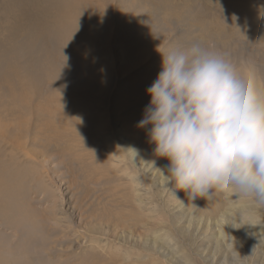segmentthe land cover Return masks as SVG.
I'll use <instances>...</instances> for the list:
<instances>
[{
    "label": "rangeland",
    "instance_id": "1",
    "mask_svg": "<svg viewBox=\"0 0 264 264\" xmlns=\"http://www.w3.org/2000/svg\"><path fill=\"white\" fill-rule=\"evenodd\" d=\"M12 1L0 0V264H264V204L235 188L189 200L137 127L172 50L199 45L264 90V0H38L78 12L47 42L12 35Z\"/></svg>",
    "mask_w": 264,
    "mask_h": 264
},
{
    "label": "clouds",
    "instance_id": "2",
    "mask_svg": "<svg viewBox=\"0 0 264 264\" xmlns=\"http://www.w3.org/2000/svg\"><path fill=\"white\" fill-rule=\"evenodd\" d=\"M161 69L137 127L169 162V184L191 201L235 188L264 204V90L255 78L199 45L162 54Z\"/></svg>",
    "mask_w": 264,
    "mask_h": 264
},
{
    "label": "bare ground",
    "instance_id": "3",
    "mask_svg": "<svg viewBox=\"0 0 264 264\" xmlns=\"http://www.w3.org/2000/svg\"><path fill=\"white\" fill-rule=\"evenodd\" d=\"M55 2V1H54ZM57 2V1H56ZM16 4V8L14 7V8H12V10L10 11V13L11 14H13L14 15V17H16V19H20L21 21H22V24L21 23H18V24H16L17 25V28L16 29H11V31H12V35H15V37H17V35H22V36H28L29 35V33L31 32V31H34V35H35V39H40V40H43V41H45V42H47L48 41V36H50L49 35V33H50V31L52 32V31H55V32H58L59 31V33H58V35H61V31H60V29L62 28V27H69V31H71V30H73V28H78V27H76V24L78 23V25H79V21H77V23H76V21H74V20H77V16H78V12L76 11V12H74V13H68V12H59V11H56V12H54V10H53V6L51 5V6H42L40 3H39V1L38 0H13L11 3H10V6L11 5H13V4ZM44 3V2H43ZM185 3V2H184ZM57 4V3H56ZM4 5V4H3ZM18 6L20 7V9H18ZM207 6V5H206ZM66 7V6H65ZM69 7V5L67 6V8ZM73 7V6H72ZM215 7V6H214ZM217 7V6H216ZM73 9V8H72ZM250 9V8H249ZM65 10V9H64ZM68 10V9H67ZM71 10V9H70ZM253 10V9H252ZM59 12V13H58ZM253 12V11H252ZM258 12V11H257ZM246 13V12H245ZM58 14H59V16H58ZM243 17V16H242ZM23 21H25L24 23H23ZM76 24H75V23ZM81 23V22H80ZM83 23V22H82ZM86 23V22H85ZM257 23V22H256ZM77 25V26H78ZM81 26V25H80ZM220 26V25H219ZM57 28V29H56ZM79 28H81L82 29V26L81 27H79ZM50 30V31H49ZM49 31V32H48ZM211 32V31H210ZM227 33L226 35H229L230 34V32L228 31V30H224L223 28L221 29V31H219L218 33ZM24 33V34H23ZM46 33V34H45ZM214 33V32H213ZM57 34V33H56ZM212 34V33H211ZM213 35V40L214 41H217L218 43H220V38H221V34H212ZM211 35V36H212ZM69 36V35H68ZM223 36H224V34H223ZM222 36V37H223ZM13 38H14V36H12ZM21 37V36H20ZM20 37H19V39H20ZM219 38V39H218ZM263 38V37H262ZM18 39V38H17ZM15 40V39H14ZM222 40V39H221ZM10 42V41H9ZM33 43V42H32ZM221 44H222V42H221ZM4 45V44H3ZM13 45H14V43H13ZM17 48L19 47L20 49L22 48V47H20L19 45L18 46H16ZM16 47H14V48H16ZM18 48V49H19ZM24 48H25V46H24ZM27 48V47H26ZM13 49V48H12ZM27 49H30V48H27ZM32 49H34V48H32ZM5 51V50H4ZM15 51H17V50H15ZM6 52V51H5ZM12 53V52H11ZM31 53H32V51H31ZM7 54V53H6ZM6 54H4V56L6 55ZM18 54H19V52H18ZM21 54V53H20ZM19 54V55H20ZM28 54V53H27ZM9 55V54H8ZM12 55V54H11ZM14 55V54H13ZM19 55H16V56H18V57H20ZM22 56V55H21ZM24 56V55H23ZM27 56H29V55H27ZM15 57V56H14ZM3 58V57H2ZM21 58V57H20ZM30 59V58H29ZM15 60H17V57H16V59ZM19 60V59H18ZM35 60V59H34ZM20 61V60H19ZM24 61V60H23ZM19 63H21V62H19ZM37 64V63H36ZM9 67H12V66H9ZM20 67V69H21V65L19 64V66H18V68ZM13 68V67H12ZM17 68V67H16ZM47 69H48V67H47ZM9 70V69H8ZM10 70H12V69H10ZM16 70V69H15ZM51 70V69H50ZM10 72V71H9ZM13 72H15V71H13ZM11 73H12V71H11ZM10 73V74H11ZM18 73V72H17ZM9 74V75H10ZM6 77H7V75H6ZM14 77V76H13ZM9 79H11V77H9ZM27 94H25V96H26ZM24 96V97H25ZM27 97V96H26ZM22 99V98H21ZM24 99V98H23ZM18 102V101H17ZM16 103V102H15ZM20 105V104H19ZM37 106V105H36ZM35 106V107H36ZM27 107V106H26ZM37 108H38V106H37ZM43 109V108H42ZM14 110V109H13ZM58 110V109H57ZM57 110H56V112H57ZM38 112H39V110H38ZM22 113V112H21ZM41 113V112H40ZM58 113V112H57ZM44 116V115H43ZM14 117H16V116H14ZM20 118V117H19ZM23 118H21V120H22ZM46 123V122H45ZM43 124V123H42ZM42 124H40V125H42ZM110 124H111V118H110V116H106V118L104 119V121L101 123V125H100V128H99V130L100 131H102V129H104V130H106L105 131V136H107V135H109V134H107V130L109 129V127H110ZM103 130V131H104ZM110 130V129H109ZM128 147L127 148H129V150H131V148H134L133 147V145H132V140L131 139H129L128 141ZM131 143V144H130ZM135 149V148H134ZM136 150V149H135ZM137 154V153H136ZM139 154H140V152H139ZM134 157H135V155H133ZM138 156V155H137ZM141 156V155H140ZM126 157V156H125ZM132 157V156H131ZM133 157V158H134ZM141 159V158H140ZM135 160V159H134ZM141 161V160H140ZM142 161H143V159H142ZM142 163V162H141ZM140 163V164H141ZM144 164V163H143ZM2 171V170H1ZM0 171V172H1ZM17 171V170H16ZM15 171V172H16ZM3 173V172H2ZM6 175V174H5ZM9 177V176H8ZM16 178V177H15ZM4 180V179H3ZM7 181V180H6ZM16 181V180H15ZM2 183H5V181L4 182H2ZM15 183V182H14ZM19 183V182H18ZM17 184V183H16ZM4 185H6V184H4ZM3 185V186H4ZM11 185H12V183H11ZM14 185V184H13ZM13 185H12V187H13ZM1 189V188H0ZM10 189V188H9ZM9 189H8V191H9ZM17 190V189H16ZM15 191V190H14ZM16 195V194H15ZM10 196V195H9ZM12 197V196H11ZM14 199V197L12 198V200ZM12 200H11V202H12ZM15 200V199H14ZM13 200V201H14ZM10 201V200H9ZM9 204L7 203L6 205H4L3 203L1 204V206H0V209L3 211V212H5V213H10L11 211H9L8 210V208H7V206H8ZM12 205V204H11ZM19 210H20V208H18ZM22 211V210H21ZM24 211V210H23ZM22 211V212H23ZM26 211V210H25ZM2 212V213H3ZM20 212V211H19ZM219 213V212H218ZM18 214V213H17ZM23 214V213H22ZM217 213H215L214 215H216ZM224 214V213H223ZM223 214H221L222 215V219H225V216L223 215ZM16 216H18V218L19 219H21L20 218V216H19V214L18 215H16ZM16 216H13V217H16ZM218 218H221V216L220 215H218L217 216ZM46 218V217H45ZM8 219V218H7ZM12 221H13V219H12ZM15 221H18L17 219H15ZM23 221H24V219H23ZM34 223H36V222H34ZM17 224V222L15 223V225ZM14 225V226H15ZM28 225V224H27ZM35 225V224H34ZM16 227V226H15ZM19 228V227H18ZM25 230V229H24ZM33 230V229H32ZM9 252V251H8ZM2 253V252H1ZM1 253H0V255H1ZM27 254V253H26ZM2 255H4V254H2ZM8 255V254H7ZM13 255H14V253H13ZM13 255H12V257H13ZM11 256V255H10ZM15 256V255H14ZM11 257V258H12ZM1 258V257H0ZM3 258V257H2ZM2 258L0 259V260H2ZM22 259V258H21ZM9 260V259H8ZM5 261V260H4ZM4 261H2V262H4ZM23 261V260H22ZM12 262H13V259H12ZM11 262V263H12ZM5 263V262H4ZM3 263V264H4ZM14 263V262H13ZM12 263V264H13ZM8 264V263H7ZM15 264V263H14ZM17 264V263H16Z\"/></svg>",
    "mask_w": 264,
    "mask_h": 264
}]
</instances>
